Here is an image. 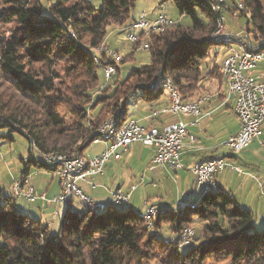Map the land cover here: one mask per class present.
<instances>
[{"label":"trees","instance_id":"16d2710c","mask_svg":"<svg viewBox=\"0 0 264 264\" xmlns=\"http://www.w3.org/2000/svg\"><path fill=\"white\" fill-rule=\"evenodd\" d=\"M135 1L101 0L96 10L85 0H0V25H9V33H0V80L9 86V93L0 92V130L23 134L41 156V162L22 161L21 177L31 167L53 173L44 163L47 156H86L103 122L131 118L132 105L156 103L165 95L162 88L152 89L155 79L171 80L182 101L189 102L211 75H203L201 65L217 47L209 36L218 28L220 12L211 11L209 0H163L189 17L190 26L175 23L163 33L137 36L132 51L146 42L150 63L103 88L92 53L105 46L107 27L127 31L137 20H130ZM229 2L230 9L227 0L220 4L224 12L235 8L234 17L245 12L251 44L263 46L260 3L240 0L239 9V3ZM102 64L114 66L116 77L124 59ZM0 140L13 141L8 136ZM15 200L3 196L0 187V264H264V230L255 233L252 213L219 190L203 196L195 210L190 205L181 211L159 209L151 229L130 205L116 211L108 203L96 215L68 205L56 235L20 213ZM195 220L202 224L200 233L182 254L177 236ZM164 225L174 240L157 238Z\"/></svg>","mask_w":264,"mask_h":264},{"label":"built area","instance_id":"2783aa9c","mask_svg":"<svg viewBox=\"0 0 264 264\" xmlns=\"http://www.w3.org/2000/svg\"><path fill=\"white\" fill-rule=\"evenodd\" d=\"M209 1L217 4V0ZM218 7L220 14L223 15L224 23L225 6ZM160 21H168V25L172 22L162 12L156 14L152 19H147L146 14L143 13L128 28V43L135 45L137 36H149L150 29L160 28ZM249 39L246 31L238 36L226 35L224 26L218 37H209V40H224L226 56L220 67L222 70H227L229 96L226 97V102L233 99L232 112L238 120L239 131L236 135L230 136L222 146H225L234 157L246 150L254 140L259 139L264 125V73L256 76L252 75V72L264 66V56L257 60H250L239 52V48H234V41H241V45L252 48L253 45ZM147 48L148 45L147 47L138 48V51L143 52ZM102 52L103 60H100V62L104 88L114 76L112 75V65H103L102 62L109 60L117 65L122 57L118 52L110 50L109 47ZM165 88H167L166 83ZM160 115L174 117L177 120L160 127H143L136 120L130 118L129 122H125L119 129L117 136L112 138V144L96 143V140L94 141V144H103L104 149L92 158L77 156L68 163H58L56 160H51V158H44V161L48 162L53 168V175L59 181L60 192L56 196L52 198H47L45 194L37 196L35 188L29 184L28 177L20 178L13 184V194L16 198H22L28 203L40 200L50 206H68L78 202L84 208H93V211H95L96 208L104 204L95 202L85 192L84 188L89 187L91 190H95L97 185L94 181L104 175L107 165L111 162L120 161L121 152L130 149L135 144H140L153 151V156L147 166L148 172L156 173L161 168L181 169L179 162L181 154L187 148H196V140L189 135L187 131L188 124L183 122L181 118L189 119L190 125L194 126L200 123L205 117V113L204 111L193 112V105H186L185 102L184 106H177L172 94V103H168L162 109L153 110L150 119H155ZM106 128L99 131L100 136H106ZM185 141H187V144ZM260 145L264 147V142H261ZM84 164H91V172H86V177L83 179H73V169L84 168ZM226 170L242 173L239 168L231 165L224 158H208L197 163L191 169L195 187L200 188L202 191L210 188L212 186V176H218ZM135 189V186H130L127 190L115 189L109 191L106 189V192L109 194L111 204L130 205V198ZM158 210L155 207H148L146 209L147 220L148 215H155ZM152 225L153 223H150V226ZM194 238L195 230L184 228L179 232L176 244L179 249L189 247L192 245Z\"/></svg>","mask_w":264,"mask_h":264},{"label":"rangeland","instance_id":"374dc122","mask_svg":"<svg viewBox=\"0 0 264 264\" xmlns=\"http://www.w3.org/2000/svg\"><path fill=\"white\" fill-rule=\"evenodd\" d=\"M85 1L88 2L89 5L96 10L101 8V0ZM231 1L233 5H235V2L240 4V0ZM257 1L262 6L264 12V0ZM227 4H229V7H227V9H230L231 3L229 2V0H227ZM159 6H161L162 8H159ZM234 10L235 8H232V10L228 11V13H226L225 11L223 26L226 35L238 36L246 30L245 26L248 17H244L245 12L242 11H240V13H237V15L234 17L232 16ZM160 12L168 16V18L171 19L174 23H180L183 26H190L191 24V20L189 17L180 16L174 5H172L168 1L163 2V0H136L134 2L133 10L131 11L130 20L140 18L143 13L146 14L147 19H150L151 15H153L154 13L159 14ZM241 15H243V17ZM221 16L223 18V15ZM126 32L127 31L125 29L116 26L110 25L109 27H107V34L105 37L104 45L108 46L110 50L118 52L119 55L124 59V64L121 66L119 74L109 81V86H113L115 82L123 81L132 69L147 66L150 63V56L147 51H136L135 53L132 51L131 43H128L127 41ZM0 33H9V25H0ZM145 43H143L142 47H145ZM215 46L217 47L211 48L206 60L202 62L201 70L204 75L207 69L209 70V68L211 69V67L214 66L213 72H211V75L209 76L221 78L218 72V65L224 51H222V48H220L222 46ZM218 52L219 55L217 56L216 53ZM101 74L102 73L100 72L98 73L99 82L100 85H103L104 81ZM2 91H7V93H9V86L4 83V81L0 80V92ZM0 136H8L12 137L13 139V141L11 142L0 140V187L3 189V196H12L13 198H15L16 207L20 211V213L27 215L31 220H40L43 226L47 225L49 227V232L51 235H56L59 231L60 219L64 216V213H61L62 215L60 216V219L58 217L54 218V214L58 215L60 211L58 210L57 206L46 205L41 201L28 203L22 198H16L12 192L13 184L20 180V178H23L21 177V174L23 172L22 161L32 159L36 162H41V156L35 148H31L27 138L23 134H20L18 132L8 134L7 131L0 130ZM226 140L227 138H222L220 140L219 147L222 149V151H224V154H229V150L225 146H222ZM96 151H98V146L92 145L85 151V153L87 156L94 154ZM230 155L233 156L232 154ZM240 156L241 155L239 154L235 157L241 159L242 157ZM131 162H133V160ZM249 164H253V166L255 165V167L259 168L260 164L264 165V162L261 163L257 161L256 163H253L252 161L251 163L250 160ZM129 168L131 172L129 173L128 170L127 172H125V176L123 177L122 182H124L125 186L133 182L134 186L136 187L137 190L133 195H131L130 204L133 208H136L137 212L141 213L142 215L145 214L147 208L145 207L144 202L147 198H150L151 202H156L153 200H155L156 198H161L164 200V202L162 203L164 205H172V202L174 203L173 194L175 193V185L173 184V181H171L170 177H166L167 179L162 178L159 181H152L153 179L151 174L153 175V173L150 172L149 174V172H143V165H141V163L137 160L134 161L133 165H131ZM247 170L252 172L255 178L258 177L257 173L251 171L249 167L247 168ZM29 173L33 184L35 186H38V188H40V191L42 192H44L45 187L49 184L50 181L53 182V186H55L58 182V178L54 176L52 172L46 169L31 167ZM141 178H144L145 180L144 185H139L138 180H140ZM247 180L248 182L244 183L241 186L242 188H240L239 190L234 188L235 191L233 192V195L237 201L239 208L245 210V208L248 209L253 206V231L258 234L264 230V201H259V203L257 202V189H253L254 183L252 180ZM234 182L237 183L238 181L234 179ZM103 198L104 202L110 203V197L108 193H105ZM152 205H156V203H152ZM74 208L79 212L84 210L81 204L79 205L76 202L74 204ZM114 209L116 211H123L127 209V206H115ZM201 227V222L196 220L189 225V228L195 230V235H198L200 233ZM168 228V225L162 226L157 238L165 239L166 242L168 240H174V236L170 233ZM192 244L195 245V242ZM182 248V254L189 250V247ZM209 263L216 264L213 262H207L206 264ZM147 264L161 263L159 260H154L150 261Z\"/></svg>","mask_w":264,"mask_h":264},{"label":"crops","instance_id":"0c3cea01","mask_svg":"<svg viewBox=\"0 0 264 264\" xmlns=\"http://www.w3.org/2000/svg\"><path fill=\"white\" fill-rule=\"evenodd\" d=\"M159 8L162 7L159 6ZM155 15L156 13L151 15L150 19L154 18ZM220 48H222V51H224L218 65L221 74L220 65L222 60L226 56V50L224 49V47ZM216 55L218 56L219 52L216 53ZM213 67L214 66H212L211 69L209 68V70L207 69L205 73L213 72ZM263 71L264 66L259 67L257 70L252 72V75L256 76L260 73H264ZM227 93V86L226 84H224L221 78H216L215 76H206L203 79L198 92L191 99V101H204L202 112L204 111L205 117L200 121L198 125L194 126L190 125L189 119L181 118L183 122L188 124L187 131L189 135L195 138L196 148H187L181 154L179 161L181 169L171 170L168 168H161L158 169L156 173H153V175L151 174L153 179L152 181H159L162 178L165 179L166 177H170L171 181H173V184L175 185V193L173 194L174 203L172 202V205H164L162 204L164 200L161 198H156L155 200H153L156 202H151L150 198H147L144 202L146 208L155 207L157 209L166 211H181V209L188 207L189 205H192L194 202H197L199 199H201L202 190L195 187L194 177L191 173V169L197 163L208 158H224L231 165L239 168L242 171V173L239 174L233 170H226L216 176L215 181L217 189L219 191L234 197V188L239 190L240 188H242L241 186L244 183L248 182L247 179H250L254 183L253 189H257V202L259 203V201H264V165L260 164L258 168L255 167V165L253 166V164H249L250 160L251 163L252 161L253 163H256L257 161L261 163L264 162V147L260 145L261 142H264V125L262 127L259 139L254 140L249 145V147L240 154V157H242L241 159L231 156L230 153L224 154V151H222V149L219 147V143L222 138L228 139L230 136L236 135L239 131L238 120L232 112L234 102L233 99H230L228 102H226V97H228ZM168 103L169 98L166 92L165 95L162 96L156 103H135L131 107L130 117L136 120L143 127H160L174 120H177V118L165 115H160L155 119H150V114L153 110L162 109L166 107ZM185 143L187 144V141H185ZM95 145L98 146V151H96L92 155H87L90 158L100 154L104 149L103 144H94V146ZM152 156L153 151L151 149L145 148L140 144H135L130 149L121 152L120 161L111 162L107 165L104 175L94 181L97 185V188L95 190H91L89 187H85V192L95 202L102 203L106 207L108 203L104 202L103 200V196L105 195V193H107L106 189L109 191L115 189L127 190L130 186H134L133 182L129 183L127 186H125L124 182H122L123 177L125 176V172H127V170L129 171V173L131 172L129 167L133 165V162L136 160L140 162L141 165H143V172H148L147 166ZM132 160L133 162H131ZM248 167L251 169V171L257 173L258 177L255 178L253 173L247 170ZM142 179V182L141 179L138 180L139 185H144L145 180L144 178ZM234 179L238 181L237 183L239 184V186L236 182H234ZM28 180L29 184L35 188L37 196L45 194L47 198H52L60 192L59 181L55 186H53V182L50 181L49 184L45 187L44 192H42L40 191V188H38V186H35L31 181L30 173L28 174ZM23 189L25 190V187ZM136 190L137 189H135V191ZM152 203H156V205H152ZM74 204L75 202L69 206L70 209H75ZM78 204L80 205V203ZM57 207L60 211L58 215L54 214V218L58 217L60 219V216L62 215L61 213H65V211L67 210V206L61 205ZM252 207L248 209L245 208V210H248L252 213ZM82 208L84 207L82 206ZM130 208L134 211H137L136 208H133L131 204Z\"/></svg>","mask_w":264,"mask_h":264},{"label":"bare ground","instance_id":"6f19581e","mask_svg":"<svg viewBox=\"0 0 264 264\" xmlns=\"http://www.w3.org/2000/svg\"><path fill=\"white\" fill-rule=\"evenodd\" d=\"M222 3H224V0H217V4L211 5V11H213L216 14L219 13V7L218 6H220V4H222ZM238 8L242 9V6L239 4ZM173 24H175L173 21L171 22L170 25H168V21H160V28L150 29V34L162 33V28H163V32H164L167 27H170ZM217 27L218 28H217L216 32L211 34L209 37H218V35L222 32V29H223V18H222V16L219 17V23H218ZM135 42H136V40H135ZM209 42H211L212 44L224 47V40H210ZM234 48H239V52L243 53V55L246 56L247 59H250V60H257V59L262 58V56H264V45L259 47V48H256V47L247 48V45H241V41H234ZM105 49H107V47L102 45L97 50L93 51V53H92L93 61H94L95 65L100 68V70H101L100 60H101V58H103V52L102 51H104ZM120 62H121V59H120ZM115 74H116V68L114 66H112V75L115 76ZM221 76H222L221 78H222L224 84H226V86H227V91H228L227 94L229 96L227 70H222V68H221ZM165 83L167 85V88H165ZM101 86L103 87V85H101ZM159 88L164 89L165 92L168 94L169 103H172V94H173L174 98H175V103L177 104V106H184V102L182 101L181 96L175 91V89L171 83V80L166 79L164 81H161L159 78L156 79L153 83L152 89L157 90ZM185 103H186V105H193V112H202V106L204 103L203 100L189 101V102H185ZM122 117H123V115H122ZM129 119L130 118H128L124 121H121L120 117L117 119L116 118H110L107 121L103 122L101 127L99 128V131H101L102 129H105L107 127L106 128V136H100L99 139L96 140V143L112 144V138H114V136H117L119 129L123 126V124L125 122H129ZM44 158H51V160H56L58 163H68V162H71L76 157L68 159V158L62 157V156H47ZM44 163L47 166H49L50 169L53 171V168L49 165L48 162L44 161ZM86 172H91V164H84V168L73 169V179H83L84 177H86ZM215 177L216 176H212V186H210V188H206V190L203 191L202 197L207 195V194H212V193H215L218 191L216 181H215ZM202 197H201V199H202ZM201 199H199L194 204L190 205L189 208L191 210H195L199 206ZM112 205L116 206V207L129 206V205H118V204H112ZM86 209H88L89 211H91L93 214L96 215V214L103 213V211H105L106 207L104 205H100L98 208H96L95 211H93V208H86ZM158 214H159V210L156 212L155 215H148V220H147V211L143 215L139 212L137 213V215L140 216L141 219L144 221V223L148 229L152 228V226H150V223H153L154 218L157 217Z\"/></svg>","mask_w":264,"mask_h":264}]
</instances>
